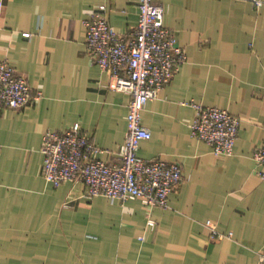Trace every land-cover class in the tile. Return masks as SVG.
Segmentation results:
<instances>
[{
	"label": "crops",
	"instance_id": "0c3cea01",
	"mask_svg": "<svg viewBox=\"0 0 264 264\" xmlns=\"http://www.w3.org/2000/svg\"><path fill=\"white\" fill-rule=\"evenodd\" d=\"M0 61L42 97L0 114V264H258L264 253V7L247 0H165L164 23L188 60L150 101L145 160L178 162L184 180L168 209L85 197L82 184L43 176L42 140L79 125L120 163L131 96L86 50L84 21L100 6L117 33L137 26L136 0H0ZM191 102L239 118L231 157L192 137ZM188 104V105H186ZM152 221L154 223H152ZM213 230L224 237L213 239Z\"/></svg>",
	"mask_w": 264,
	"mask_h": 264
},
{
	"label": "built area",
	"instance_id": "2783aa9c",
	"mask_svg": "<svg viewBox=\"0 0 264 264\" xmlns=\"http://www.w3.org/2000/svg\"><path fill=\"white\" fill-rule=\"evenodd\" d=\"M164 1L136 0L139 21L127 33L115 32L105 6L84 21L91 61L109 74L111 90L131 96L127 134L117 152L120 163L111 164L100 158L103 150L79 125L63 132H47L42 140V176L54 187L67 182L82 184L90 200H140L149 209L169 208L171 194L184 180L182 166L163 159L145 160L138 154L141 143L151 139L143 125L146 105L158 97L188 60L178 38L164 23ZM247 1L255 9L264 7V0ZM2 7L0 2V10ZM41 97L9 60L0 61V114L26 108ZM189 105L195 111L192 137L207 144L217 158L233 156L240 132L239 118L221 108L195 102ZM254 159L256 172L264 179V147L255 150ZM223 237L213 230L214 240ZM258 264H264V253L259 254Z\"/></svg>",
	"mask_w": 264,
	"mask_h": 264
},
{
	"label": "rangeland",
	"instance_id": "374dc122",
	"mask_svg": "<svg viewBox=\"0 0 264 264\" xmlns=\"http://www.w3.org/2000/svg\"><path fill=\"white\" fill-rule=\"evenodd\" d=\"M218 108V107H217Z\"/></svg>",
	"mask_w": 264,
	"mask_h": 264
}]
</instances>
